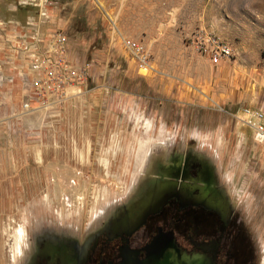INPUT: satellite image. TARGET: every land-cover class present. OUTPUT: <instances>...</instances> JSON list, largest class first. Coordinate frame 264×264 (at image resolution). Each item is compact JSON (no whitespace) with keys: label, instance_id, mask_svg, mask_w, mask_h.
Returning <instances> with one entry per match:
<instances>
[{"label":"rangeland","instance_id":"obj_1","mask_svg":"<svg viewBox=\"0 0 264 264\" xmlns=\"http://www.w3.org/2000/svg\"><path fill=\"white\" fill-rule=\"evenodd\" d=\"M30 30L65 33L82 81L32 110L18 78L0 82L13 106L0 112V264H33L44 227L84 231L98 210L141 204L187 159L211 165L264 264V137L249 123L264 112V0H0V75L16 74ZM203 35L231 59L201 53Z\"/></svg>","mask_w":264,"mask_h":264},{"label":"flooded vegetation","instance_id":"obj_2","mask_svg":"<svg viewBox=\"0 0 264 264\" xmlns=\"http://www.w3.org/2000/svg\"><path fill=\"white\" fill-rule=\"evenodd\" d=\"M150 190L141 204L128 206L127 198L119 211L98 210L84 231L69 223L44 227L32 263L159 264L169 248L205 255L213 264L255 263L211 165L198 171L184 160Z\"/></svg>","mask_w":264,"mask_h":264},{"label":"built area","instance_id":"obj_3","mask_svg":"<svg viewBox=\"0 0 264 264\" xmlns=\"http://www.w3.org/2000/svg\"><path fill=\"white\" fill-rule=\"evenodd\" d=\"M29 24L31 25V23ZM30 28L32 29V27ZM22 35L24 37L21 40L27 41L20 45L25 54L19 62H16V60L11 61L12 69L16 74L11 75L13 77L0 75V82L2 80L14 82L18 78L28 90L26 92L29 95V99L24 102L23 106L27 110H32L36 105L38 107L45 105L49 98L48 95L53 93L63 94L70 78L73 77L80 83L82 81V71L63 55L68 42L65 33L53 32L50 35L41 37L40 34L30 30L29 35ZM197 38H199L198 49L201 53L209 55L212 62L220 63L231 59L233 53L230 47L219 41L217 37L203 35V37L198 36ZM43 43L46 44L45 48L41 46ZM125 44L130 48L141 50V47L130 39H126ZM249 123L255 128L259 136L264 137L263 111L258 110L254 114V120L251 118Z\"/></svg>","mask_w":264,"mask_h":264},{"label":"water","instance_id":"obj_4","mask_svg":"<svg viewBox=\"0 0 264 264\" xmlns=\"http://www.w3.org/2000/svg\"><path fill=\"white\" fill-rule=\"evenodd\" d=\"M159 264H213L212 260L199 253L188 254L186 251L169 248L161 255Z\"/></svg>","mask_w":264,"mask_h":264},{"label":"crops","instance_id":"obj_5","mask_svg":"<svg viewBox=\"0 0 264 264\" xmlns=\"http://www.w3.org/2000/svg\"><path fill=\"white\" fill-rule=\"evenodd\" d=\"M2 94H4L3 90L0 91V112L6 110L10 114L12 113V108H13L10 102V97L6 96L5 94L4 95Z\"/></svg>","mask_w":264,"mask_h":264},{"label":"trees","instance_id":"obj_6","mask_svg":"<svg viewBox=\"0 0 264 264\" xmlns=\"http://www.w3.org/2000/svg\"><path fill=\"white\" fill-rule=\"evenodd\" d=\"M25 8L26 7H24V6L21 5V7H19L18 10H20V9H23L24 10Z\"/></svg>","mask_w":264,"mask_h":264}]
</instances>
